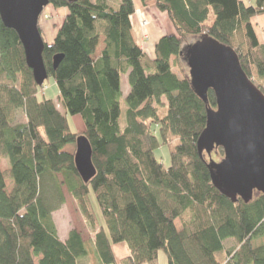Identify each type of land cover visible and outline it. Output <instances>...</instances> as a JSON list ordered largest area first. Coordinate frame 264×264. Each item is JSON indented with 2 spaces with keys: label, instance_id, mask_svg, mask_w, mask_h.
I'll list each match as a JSON object with an SVG mask.
<instances>
[{
  "label": "trees",
  "instance_id": "trees-1",
  "mask_svg": "<svg viewBox=\"0 0 264 264\" xmlns=\"http://www.w3.org/2000/svg\"><path fill=\"white\" fill-rule=\"evenodd\" d=\"M154 1L175 33L160 38L150 57L130 23L133 0H120L117 8L108 0H48L67 11L42 52L58 88L56 102L38 98L42 86L26 65L19 38L0 19V160L9 163L5 169L0 163V264H78L87 256L79 231L71 230L65 241L57 235L52 213L64 204V190L94 231L89 243L102 264H158L160 251L166 264H264V194L232 202L214 188L209 164L219 162L223 150L199 154L196 146L207 109L216 108L214 92L208 89L203 102L188 75L178 78L170 67L173 58L187 68L192 45L213 38L235 51L264 94V43L252 23L264 14V0L254 6L242 0ZM100 36L104 48L94 58ZM125 74L130 91L121 128ZM74 116L83 122L81 132L70 130ZM80 135L90 144L95 171L87 182L74 164ZM170 144L166 168L154 151ZM227 238L233 239L230 248L223 244ZM119 243L129 255L116 261L112 245Z\"/></svg>",
  "mask_w": 264,
  "mask_h": 264
},
{
  "label": "water",
  "instance_id": "water-1",
  "mask_svg": "<svg viewBox=\"0 0 264 264\" xmlns=\"http://www.w3.org/2000/svg\"><path fill=\"white\" fill-rule=\"evenodd\" d=\"M46 5L48 0H0V19L16 32L39 87L48 78L38 24ZM61 58V54L54 56L53 68ZM186 65L197 96L206 102L211 89L216 99V108L207 109L205 128L196 141L199 154H210L218 147L223 150L220 161L209 164L212 185L232 202L240 198L248 203L264 194V94L245 75L235 51L213 38L196 41ZM91 153L88 140L78 136L74 164L85 182L95 173Z\"/></svg>",
  "mask_w": 264,
  "mask_h": 264
},
{
  "label": "rangeland",
  "instance_id": "rangeland-1",
  "mask_svg": "<svg viewBox=\"0 0 264 264\" xmlns=\"http://www.w3.org/2000/svg\"><path fill=\"white\" fill-rule=\"evenodd\" d=\"M246 5H250V3L252 5H255V0H242ZM108 2L113 6V8H117L119 6V2L120 0H108ZM152 6V5H150ZM150 8V11L148 10L147 15H149L151 17V19H149L148 21L146 20H141V22H145V25L143 27H140V31L139 32V36L141 37V40L144 41H148V35L147 33H145L144 29L145 27L149 24H151V26L155 25V16H154V10ZM59 9L62 8H54L51 4L46 5L43 8V11L39 17V31L41 34V37L43 39L44 42H46L47 44H50L53 42V39L57 33V31L59 30V28L61 27L62 23H63V19L64 16L60 14ZM153 12V17H152V13ZM257 16H264V14H260ZM166 18V17H165ZM168 18V17H167ZM166 18V19H167ZM163 20L166 21L167 20ZM157 24H162L163 22L161 20L157 21ZM160 26V25H159ZM257 31L258 28H256ZM163 31L166 32V29L163 27L162 28ZM261 31V30H260ZM261 34H264V32L262 31ZM144 47V46H143ZM175 60L173 58L170 59V67L171 70L174 74H176V76L178 78H182L183 75H188V69L186 68L185 64L181 61ZM125 88V82L122 83V91ZM124 92V91H123ZM57 96H58V88L57 85L55 84V82L53 81V79L51 77H48L44 82L42 87L39 88V95L38 98H46V99H51L54 102H56L57 100ZM121 114H120V119H119V123L121 128H123L125 126V112H126V102H125V97H123L121 99ZM164 111V109H159L160 114H162ZM73 118H75V120L79 119L81 122V118L79 116H74V117H70L69 123L71 124V130L73 133H78L81 132L83 130V126H78L77 127L75 125V122L73 120ZM83 124V122H82ZM156 127V126H155ZM153 127L155 130L156 128ZM173 147V144L170 145H164L161 146L160 148H158L157 150L154 151V155L156 157L157 160H160L161 163L164 165V167H168L170 165V151ZM220 161V160H219ZM1 166L3 169H5L9 163L7 161V159L5 158H1L0 160ZM10 186V184L8 183V187ZM64 194V204L61 205L57 211L52 213V218H53V222L55 224V228L57 230L58 233L64 234L67 233L69 230H77L79 231L84 240H85V245L86 248L88 250V254L87 256L80 258L78 260V264L79 262L81 264H98L97 258H96V252L93 248V245H91L90 243H92V238L94 235V231H92L90 229V227L88 226V224L86 223L84 217L82 216L76 202L74 201V199L71 197V195L69 193H67L66 190L63 191ZM89 200L91 201L92 204V208L95 211V213L98 215V221L100 222V224L102 223V218L94 197L93 192L90 190L89 191ZM90 242V243H89ZM118 248H120V250L117 252L116 251V257L117 260H120L121 258L125 257L126 252H124V249H127V245L125 243H119L117 244ZM122 248H123V252H122ZM121 256V257H120ZM158 264H166V256L163 253V251L159 252L158 255Z\"/></svg>",
  "mask_w": 264,
  "mask_h": 264
},
{
  "label": "crops",
  "instance_id": "crops-1",
  "mask_svg": "<svg viewBox=\"0 0 264 264\" xmlns=\"http://www.w3.org/2000/svg\"><path fill=\"white\" fill-rule=\"evenodd\" d=\"M133 4H134L135 11H134L133 15L130 17V23H131L133 32L135 34L136 43L140 46V48L142 49V51L144 53H146L150 57H153L154 47L157 44L158 40L160 38H162L163 36L174 34L175 33L174 28H173L171 22L169 21V19L167 18L166 13L159 11L155 7V1L154 0H147L144 3H141L140 0H133ZM150 5H152V6H150ZM250 6H254V5H252L250 3ZM149 7H151V9L154 10L153 12H154V16H155L156 20L154 23L155 25L151 26V24H149V22H148V25L145 27L144 32L147 33V35H148V39H147L148 41L143 42L141 40V37L139 36L140 34L138 32V31H140L139 25H140L141 20L148 21L149 19H151V17L149 15H147L148 10L150 11ZM59 12H60V14L62 13L61 15H63V16L67 14L66 9H64V8L59 9ZM153 12L151 13L152 17H153ZM165 19L167 20V23H166V21H163ZM159 20H161L163 22V25L157 24V21H159ZM252 23L254 25V29L256 31L258 39L260 40V42L264 43V34H261L262 31L264 32V16H255L252 19ZM163 27L166 29V32L162 30ZM256 28H258L259 31H257ZM103 48H104V37L100 36L98 44L95 48L94 58L100 56ZM123 82H125V88L123 90L124 92L122 91V83ZM120 90L122 92V98L123 97L126 98L127 94L130 91V87L127 83V75L126 74L122 75L120 77ZM69 120H70V117L68 119V123H69ZM73 120L75 122L76 127H77V124H78V126H83L82 122L79 119L75 120V118H73ZM69 127L71 130V124L70 123H69ZM55 211H57V210H55ZM70 231L71 230H69L67 233H64V234L57 232V235L61 241H65L67 239L68 233ZM81 236H82V234H81ZM82 239L84 240L83 236H82ZM223 244L226 248H230L234 245L233 239L227 238L223 241ZM112 250H113L116 261H118L115 253H116V251L118 252L120 250V248H118L117 244H114V245H112ZM122 252H123V248H122ZM124 252H126V254H125L126 256L129 255L128 249H124ZM96 258H97L98 264H102L97 256H96ZM79 264H81V263L79 262Z\"/></svg>",
  "mask_w": 264,
  "mask_h": 264
},
{
  "label": "built area",
  "instance_id": "built-area-1",
  "mask_svg": "<svg viewBox=\"0 0 264 264\" xmlns=\"http://www.w3.org/2000/svg\"><path fill=\"white\" fill-rule=\"evenodd\" d=\"M145 25V22L140 23V27H143Z\"/></svg>",
  "mask_w": 264,
  "mask_h": 264
}]
</instances>
